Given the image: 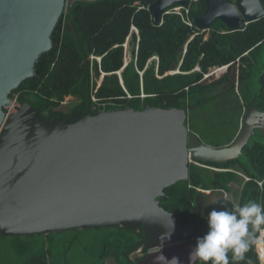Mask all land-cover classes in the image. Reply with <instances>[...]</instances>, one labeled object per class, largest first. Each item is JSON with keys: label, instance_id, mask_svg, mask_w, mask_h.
Masks as SVG:
<instances>
[{"label": "water", "instance_id": "water-1", "mask_svg": "<svg viewBox=\"0 0 264 264\" xmlns=\"http://www.w3.org/2000/svg\"><path fill=\"white\" fill-rule=\"evenodd\" d=\"M98 1L103 0H0V235L142 227L148 254L140 264H163L161 255L190 264L196 246L190 242L193 227L181 226L178 210H165L160 199L167 201L168 188L190 181L192 164L239 160L257 132L264 137V112L247 105L235 141L213 147L190 128L184 109L145 104L141 110L101 111L93 105L72 124L59 118L45 121L26 101L15 112L5 111L10 95L34 77L39 58L52 50L63 14L79 2ZM205 2L204 16L192 19L201 32L210 31L215 20L241 32L264 17V0ZM173 5L182 10L190 2L157 0L148 8L155 25L162 24ZM189 43L168 75L181 73ZM159 64L160 58L157 73ZM199 71L198 66L194 72Z\"/></svg>", "mask_w": 264, "mask_h": 264}, {"label": "trees", "instance_id": "trees-1", "mask_svg": "<svg viewBox=\"0 0 264 264\" xmlns=\"http://www.w3.org/2000/svg\"><path fill=\"white\" fill-rule=\"evenodd\" d=\"M156 1L75 4L69 15L64 13L61 17L52 35V50L39 58L34 77L24 81L10 99L18 96L19 104L28 102L41 112L45 121L59 118L70 124L84 117L93 105L107 104V110L126 107L141 110L145 104L184 109L189 113L190 128L205 143L213 147L232 144L241 130L246 106L253 105L264 112V70L259 66L264 54V17L241 32L231 31L219 20L211 24L210 31L201 32L185 23L204 16L206 2L199 0L182 9V15L172 13L180 8L173 5L157 26L148 10ZM133 26L139 35H131ZM130 37L131 47L126 44ZM188 43L181 73L168 75L176 71ZM91 56L102 61H91ZM198 66L201 71L194 72ZM225 66L230 68L222 78L212 84L204 83L211 69ZM236 68L238 75L234 81L231 73ZM228 94L233 95L232 105L236 108L232 106L230 112L223 114L218 104ZM69 97L76 98V103L68 112L60 111ZM93 98L99 102L95 104ZM200 164L201 167L190 166L188 183L179 182L168 188L165 194L169 199H160L165 210H178L181 226H193L192 244L208 231L201 206L203 201H209L210 195L204 191L220 194L208 213L221 210L225 202L229 206L249 200L264 203V137L257 132L237 161L226 165ZM206 167L227 172H213ZM259 182L263 183L262 188ZM232 184L242 188L234 190ZM224 192L232 193L234 200L226 199ZM9 238L15 241L17 257L26 258L24 264H107L110 260L116 264H140L148 254L143 228L133 230L125 225L49 235H0V245ZM140 250L143 257L134 258ZM248 257L252 264H259L254 252H249Z\"/></svg>", "mask_w": 264, "mask_h": 264}, {"label": "clouds", "instance_id": "clouds-1", "mask_svg": "<svg viewBox=\"0 0 264 264\" xmlns=\"http://www.w3.org/2000/svg\"><path fill=\"white\" fill-rule=\"evenodd\" d=\"M223 206L208 213V231L197 238L190 264H252L249 252H254L259 264H264V203L249 200L231 206L225 202ZM158 260L179 264L176 257L168 261L161 255Z\"/></svg>", "mask_w": 264, "mask_h": 264}, {"label": "rangeland", "instance_id": "rangeland-1", "mask_svg": "<svg viewBox=\"0 0 264 264\" xmlns=\"http://www.w3.org/2000/svg\"><path fill=\"white\" fill-rule=\"evenodd\" d=\"M178 9V8H177ZM136 33V32H134ZM208 38V35L207 37ZM129 42H131V38L129 39ZM131 47V46H130ZM131 49V48H130ZM259 66L262 68V70H264V54H262V56L260 57L259 59ZM260 67L258 68V71L260 69ZM216 69H219L222 70L223 68H216ZM216 69H212V71H210V73L208 74V77H204V83L205 84H212L213 82L219 80L220 78H222L227 72L229 69H226V71H223L222 73L216 71ZM237 75H238V72H237V68L233 70V72L231 73V78L234 80V81H237ZM225 101H222V102H219L218 104V108H220V111L221 113L223 114H227L228 112L231 111V108L233 106V108H236V105H232L234 102V98H233V95L232 94H228L227 96H225ZM76 103V99L75 100H72L70 98H66L65 102L62 104V106L60 107V111L62 112H68L69 109L74 106V104ZM212 108H214V105L212 106ZM207 114V113H206ZM210 168V169H209ZM206 169H209V170H212L213 172H223L217 168H211V167H207ZM227 172V171H225ZM232 187L234 190H237V189H241L242 187L239 186V185H235V184H232ZM224 197L228 198V199H231L232 200V197H233V194H228V195H224ZM220 198V194H215V195H210V198H209V201H203L202 202V206H201V215L202 216H206L208 215V209L211 208L212 204L215 203L218 199ZM14 244H15V241L14 239L12 238H9V239H6V240H3L1 242V245L2 246V254L0 256V264H24L26 263V258H18L17 257V253L15 252V248H14ZM61 249V248H60ZM143 257V254L139 251L135 256V257ZM112 261V260H110ZM110 262H108L107 264H109Z\"/></svg>", "mask_w": 264, "mask_h": 264}, {"label": "built area", "instance_id": "built-area-1", "mask_svg": "<svg viewBox=\"0 0 264 264\" xmlns=\"http://www.w3.org/2000/svg\"><path fill=\"white\" fill-rule=\"evenodd\" d=\"M199 0H189V2L190 3H193V2H198ZM189 11H187V13H188ZM172 13H175V14H179V15H182V13H181V9L180 8H178V9H174V11L172 12ZM185 23L186 24H188V25H190V26H193V23H192V20H185ZM136 33L138 34V32L136 31ZM139 35V34H138ZM124 48H125V50H126V46H123ZM90 59H91V61H94V60H99V58H96L95 56H91L90 57ZM100 62V61H99ZM229 66H226L225 68H228ZM223 68V67H222ZM142 74V73H141ZM142 76V75H141ZM205 77L207 78L208 77V75H205ZM93 102L95 103V104H97L98 102H99V100H97V99H95V98H93ZM20 104H19V102H18V96H15V98L13 99V100H11V106H10V108H8L7 110H8V114H10V113H12V112H15V110H16V108L19 106ZM107 107H108V105L107 104H102V105H98V109L99 110H101V111H107ZM244 179H245V181H248L249 179L246 177V176H244V175H241ZM259 184V186L262 188L263 187V183L262 182H259L258 183ZM224 195H228V193H225L224 192ZM226 198V197H225ZM226 199H228V198H226ZM141 252V251H140Z\"/></svg>", "mask_w": 264, "mask_h": 264}, {"label": "crops", "instance_id": "crops-1", "mask_svg": "<svg viewBox=\"0 0 264 264\" xmlns=\"http://www.w3.org/2000/svg\"><path fill=\"white\" fill-rule=\"evenodd\" d=\"M134 32H136L135 30H134V26H133V28H132V32H131V35H132V33H134ZM137 34V33H136ZM131 38V37H130ZM129 39V38H128ZM126 44H129V46H130V42H129V40H127V43ZM130 54H131V51H130ZM125 58H126V50H125ZM156 63H157V61H155ZM158 64V63H157ZM127 63H126V61H125V66L127 67ZM124 66V67H125ZM211 71H212V69H211ZM70 99H72V100H75L76 98H73V97H69ZM76 101H77V99H76ZM110 263L109 264H116L115 263V260H112V261H109Z\"/></svg>", "mask_w": 264, "mask_h": 264}, {"label": "flooded vegetation", "instance_id": "flooded-vegetation-1", "mask_svg": "<svg viewBox=\"0 0 264 264\" xmlns=\"http://www.w3.org/2000/svg\"><path fill=\"white\" fill-rule=\"evenodd\" d=\"M237 0H232L230 3H235ZM207 168V167H206ZM210 169V168H209ZM214 169V168H213ZM220 170V169H219ZM221 171H223V170H221ZM224 172H225V170H224ZM212 193H210L209 195H211ZM231 194V193H230ZM228 200H231V199H228ZM234 200V195H233V197H232V201ZM172 211V210H171ZM189 227V226H188ZM193 227V226H192Z\"/></svg>", "mask_w": 264, "mask_h": 264}, {"label": "bare ground", "instance_id": "bare-ground-1", "mask_svg": "<svg viewBox=\"0 0 264 264\" xmlns=\"http://www.w3.org/2000/svg\"><path fill=\"white\" fill-rule=\"evenodd\" d=\"M215 69H216V68H215ZM216 71H218V72L222 73L223 71H226V68H225V67H223V69H222V70H220V71H219V69H216Z\"/></svg>", "mask_w": 264, "mask_h": 264}]
</instances>
